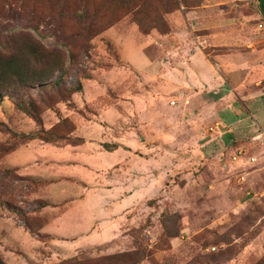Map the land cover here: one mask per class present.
Wrapping results in <instances>:
<instances>
[{
	"label": "rangeland",
	"instance_id": "1",
	"mask_svg": "<svg viewBox=\"0 0 264 264\" xmlns=\"http://www.w3.org/2000/svg\"><path fill=\"white\" fill-rule=\"evenodd\" d=\"M122 1L0 0V51L39 43L83 86L29 90L39 123L0 105L1 260L113 257L142 228L139 264H264L259 0Z\"/></svg>",
	"mask_w": 264,
	"mask_h": 264
},
{
	"label": "trees",
	"instance_id": "2",
	"mask_svg": "<svg viewBox=\"0 0 264 264\" xmlns=\"http://www.w3.org/2000/svg\"><path fill=\"white\" fill-rule=\"evenodd\" d=\"M83 2L84 0H77ZM122 1V0H121ZM199 1V0H198ZM123 2V1H122ZM186 4V0H165L163 2V8L168 5L169 13L177 8V3ZM260 10L264 17V0H259ZM169 33V32H168ZM166 33V34H168ZM165 35V34H164ZM64 57L57 51L47 50L39 43L25 39L21 42V45L16 48L12 53L6 54L0 51V105L4 99H10L16 108L21 113L29 115L36 123L41 122L38 108L26 96L29 95L28 91L37 88L38 93H43L46 89H50L56 95L64 97L65 101L70 102V97L82 92L83 86L81 81H77L73 87H66L61 76L54 81H50L58 71L64 67ZM74 60V56L70 54V61ZM24 96H26L24 98ZM49 130L48 132H42L41 135H24L20 134L15 136L16 141L21 139L32 141L40 139L41 141H53L56 139V135ZM16 135V134H15ZM67 137V135L63 136ZM79 140V139H76ZM75 142V140H73ZM72 145H78L74 144ZM81 140H79V143ZM106 151H113L116 146H105ZM6 208L15 213L18 216H24L21 210L17 208H11L10 204L4 203ZM55 207L47 202H39L37 207L43 209L46 207ZM168 218L165 220L167 221ZM142 228L134 230L135 234V249L130 253H123L113 257L98 258L93 260H80L72 259L66 261V264H139L146 258V250L143 248L140 236ZM169 237H174L169 235ZM247 243V242H246ZM0 264H4L0 258Z\"/></svg>",
	"mask_w": 264,
	"mask_h": 264
}]
</instances>
